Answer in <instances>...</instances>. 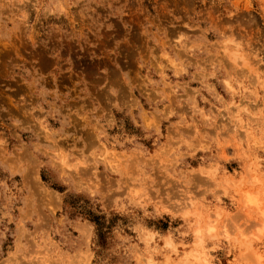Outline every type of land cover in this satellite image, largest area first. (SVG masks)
Returning a JSON list of instances; mask_svg holds the SVG:
<instances>
[{
  "label": "rangeland",
  "instance_id": "374dc122",
  "mask_svg": "<svg viewBox=\"0 0 264 264\" xmlns=\"http://www.w3.org/2000/svg\"><path fill=\"white\" fill-rule=\"evenodd\" d=\"M263 212L264 0H0V264H264Z\"/></svg>",
  "mask_w": 264,
  "mask_h": 264
},
{
  "label": "bare ground",
  "instance_id": "6f19581e",
  "mask_svg": "<svg viewBox=\"0 0 264 264\" xmlns=\"http://www.w3.org/2000/svg\"><path fill=\"white\" fill-rule=\"evenodd\" d=\"M235 55V54H234ZM236 56V55H235ZM234 58V57H233ZM235 59H236V57H235ZM236 61V60H235ZM243 124V123H242ZM243 127V126H242ZM107 151H109V150H107ZM105 152H106V150H105ZM106 154V153H105ZM160 155V154H159ZM209 170V169H208ZM202 179V178H201ZM40 180V179H39ZM38 180V178H37V181L39 182V184H40V182L41 181H39ZM228 181V180H227ZM226 181V182H227ZM229 182V181H228ZM237 182V181H236ZM234 183V182H233ZM236 184V183H235ZM237 185V184H236ZM39 188V187H38ZM46 191H48V189H46V188H44ZM246 191V190H245ZM248 191V190H247ZM53 193V192H52ZM51 193V194H52ZM254 193V194H253ZM50 194V195H51ZM49 195V196H50ZM56 195V196H55ZM54 196L55 197H57V194H54ZM245 202H246V204H249V205H257V195H255V192H250V191H248V192H246L245 193ZM256 196V197H255ZM59 197V196H58ZM54 199V198H53ZM56 199V198H55ZM189 199V198H188ZM57 200V199H56ZM141 201V200H140ZM185 201V200H184ZM189 201V200H188ZM187 201V202H188ZM56 202V201H55ZM191 202V201H190ZM175 206V205H174ZM173 206V207H174ZM177 207H179V206H177ZM250 207V206H249ZM170 208H171V206H170ZM180 208V207H179ZM179 208H177V209H179ZM187 207H185V208H180L181 210H179V211H177V213L179 214V215H181V216H183V217H185V218H188L189 216H190V214H191V212L189 211V210H187L186 209ZM252 208V207H251ZM243 209V208H242ZM256 209V208H255ZM258 209V208H257ZM259 211V210H258ZM261 212V211H260ZM259 212V213H260ZM172 213V212H171ZM235 213V212H234ZM264 213V212H263ZM212 215H215L216 214V216L218 217V216H220L221 214H220V212H215V214H213V213H211ZM211 214H209V216L211 215ZM238 214V213H237ZM211 215V216H212ZM236 215V214H235ZM191 216H193V215H191ZM199 217V216H198ZM197 217V218H198ZM207 219V218H206ZM208 221H209V219H208ZM212 222H214V221H209V222H207V225H206V228H207V230L208 231H210L211 233L213 232V234L215 233V231L213 230L214 228V226H216V225H214V223H212ZM200 223V222H199ZM224 223V222H223ZM205 225V224H204ZM223 225V224H222ZM200 226V225H199ZM225 226V225H224ZM204 227V226H203ZM201 229H202V227H201ZM205 229V228H204ZM227 229V228H226ZM200 232H201V230L200 229H196V231L194 232L195 233V235L197 236V237H199L200 238ZM225 233V232H224ZM209 234V233H208ZM213 234H212V236H213ZM216 234V233H215ZM225 234H227V232L225 233ZM202 235H204V234H202ZM209 236H210V234H209ZM198 239V238H197ZM200 239H202V237L200 238ZM199 239V240H200ZM198 240V241H199ZM202 242H203V240H201ZM200 241V242H201ZM200 242H197L195 245H193V246H196V249H195V252H194V257H195V259L197 260L196 262V264H209L208 263V261H207V259H206V257H204L203 255H205L204 253H203V255H202V253H201V251H199V249H198V247L200 246ZM169 244L170 245H172V241H170L169 242ZM168 244V245H169ZM206 246V245H205ZM195 248V247H194ZM200 248H201V250H202V247L200 246ZM193 249V248H192ZM192 249H190V251L192 250ZM197 250V251H196ZM206 251V250H205ZM207 255V254H206ZM189 256H190V254H189ZM147 257V262H148V264H150L151 262H152V259H151V257H150V255H148V256H146ZM185 257V256H184ZM188 257V256H187ZM192 258V257H191ZM209 258V257H208ZM187 261V259L184 261L183 260V262H186ZM193 263V262H192ZM195 263V262H194ZM189 264H190V262H189Z\"/></svg>",
  "mask_w": 264,
  "mask_h": 264
}]
</instances>
